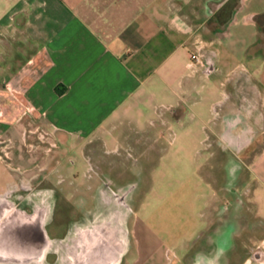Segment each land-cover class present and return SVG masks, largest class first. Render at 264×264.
Returning a JSON list of instances; mask_svg holds the SVG:
<instances>
[{
    "label": "rangeland",
    "instance_id": "1",
    "mask_svg": "<svg viewBox=\"0 0 264 264\" xmlns=\"http://www.w3.org/2000/svg\"><path fill=\"white\" fill-rule=\"evenodd\" d=\"M225 54L181 105L156 100L137 122L91 138L59 140L29 121L25 169L12 168L14 143L0 140V202L11 201L10 215L40 210L47 233L42 259L23 264H78L89 236L113 248L99 264H264V219L248 189L264 148V63ZM233 213L251 225L232 237Z\"/></svg>",
    "mask_w": 264,
    "mask_h": 264
},
{
    "label": "crops",
    "instance_id": "2",
    "mask_svg": "<svg viewBox=\"0 0 264 264\" xmlns=\"http://www.w3.org/2000/svg\"><path fill=\"white\" fill-rule=\"evenodd\" d=\"M221 49L225 62L240 51L248 65L264 63V0H0V140L14 143L10 165L35 159L24 150L31 120L59 140L88 139L127 116L137 122L156 100L181 105ZM252 168L249 200L264 219V148ZM245 214L229 219L232 237L251 225ZM36 226L46 241L42 218Z\"/></svg>",
    "mask_w": 264,
    "mask_h": 264
},
{
    "label": "bare ground",
    "instance_id": "3",
    "mask_svg": "<svg viewBox=\"0 0 264 264\" xmlns=\"http://www.w3.org/2000/svg\"><path fill=\"white\" fill-rule=\"evenodd\" d=\"M0 210V216L4 215V222H0V262L23 264L29 259L39 262L47 246L36 226V220L39 221L43 213L38 210L33 214L30 222L23 214L10 215L9 208H0ZM14 220L20 222L17 227L8 224ZM77 245L79 251L72 256V259H76L78 264H99L104 253L111 255L114 252L113 248L106 246L103 241L92 240L90 236L85 237V240H79Z\"/></svg>",
    "mask_w": 264,
    "mask_h": 264
},
{
    "label": "flooded vegetation",
    "instance_id": "4",
    "mask_svg": "<svg viewBox=\"0 0 264 264\" xmlns=\"http://www.w3.org/2000/svg\"><path fill=\"white\" fill-rule=\"evenodd\" d=\"M0 203H1V202H0ZM2 204H3V203H2ZM5 205H6V204H3L2 206H0V208H4V209H5V208H8V207H6Z\"/></svg>",
    "mask_w": 264,
    "mask_h": 264
}]
</instances>
